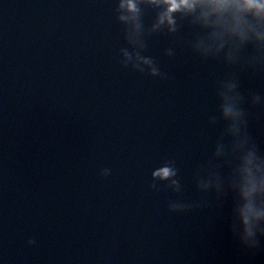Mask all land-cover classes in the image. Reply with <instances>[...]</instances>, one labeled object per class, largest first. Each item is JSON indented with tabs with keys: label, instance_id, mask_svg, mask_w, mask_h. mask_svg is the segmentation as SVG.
<instances>
[{
	"label": "clouds",
	"instance_id": "1",
	"mask_svg": "<svg viewBox=\"0 0 264 264\" xmlns=\"http://www.w3.org/2000/svg\"><path fill=\"white\" fill-rule=\"evenodd\" d=\"M165 2L170 4L169 11L176 10L179 7V5L176 3V0H165ZM180 2L182 4H185V5L188 4V0H180ZM219 2H220L221 5H223V3L225 2V0H219ZM249 6H253L252 3H251V0H249ZM164 174L165 175L167 174V170H165Z\"/></svg>",
	"mask_w": 264,
	"mask_h": 264
}]
</instances>
